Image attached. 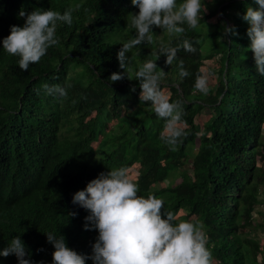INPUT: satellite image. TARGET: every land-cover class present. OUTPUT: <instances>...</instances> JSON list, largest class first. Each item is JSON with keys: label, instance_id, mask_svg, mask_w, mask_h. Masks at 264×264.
Here are the masks:
<instances>
[{"label": "trees", "instance_id": "1", "mask_svg": "<svg viewBox=\"0 0 264 264\" xmlns=\"http://www.w3.org/2000/svg\"><path fill=\"white\" fill-rule=\"evenodd\" d=\"M204 2L208 11L197 29L184 25L185 33L176 37L154 27V43L127 54L131 80L125 76L113 84L111 74L125 71L117 53L135 36L130 21L139 9L131 0H0V251L19 236L31 254L26 259L52 264L55 249L45 235L52 232L91 255L98 230H84L89 213L73 204V196L100 173L124 168L139 195L162 199L165 212L184 210L177 222L203 226L214 264H264V242L241 232L264 228V212L263 222L253 223L257 205L264 204V163L258 164L259 155L264 160V76L256 71L250 25L243 20L247 8L258 5ZM76 5L72 24L57 26L59 44L27 72L19 57L3 50L11 26L25 23L21 9L63 14ZM225 24L239 35L220 39ZM185 39L194 53L181 48L173 65H166L164 55L156 61L167 73L161 87L170 102H183L186 135L171 151L160 138L165 121L150 102L140 101L135 72L156 60L152 53L161 41L177 46ZM179 59L188 77H180ZM198 74L209 75L207 96L194 89ZM45 84L66 87L67 98L47 95ZM205 112L209 117L200 124ZM0 264L18 259L0 256Z\"/></svg>", "mask_w": 264, "mask_h": 264}, {"label": "clouds", "instance_id": "2", "mask_svg": "<svg viewBox=\"0 0 264 264\" xmlns=\"http://www.w3.org/2000/svg\"><path fill=\"white\" fill-rule=\"evenodd\" d=\"M254 2L258 7H248L243 20L250 25L247 35L251 40L249 49L254 54L256 71L264 76V0ZM131 3L139 9L130 21L135 36L124 42L117 53L119 67L125 71L111 74L109 80L113 84L127 76L126 69L131 59L127 54L136 46L154 43V27L169 36L179 37L186 31L184 25L191 30L197 29L208 11L204 0H131ZM79 7L68 8L63 14L51 9L38 8L30 13L21 9L18 17L23 18L25 23L23 27L11 26L10 34L2 41L3 50L19 57L20 69L27 72L31 64L41 61L50 47L59 44L56 36L58 24L70 26L72 12ZM229 35L238 36L239 33L235 26L225 24L220 39ZM181 48L190 53L196 51L187 39L177 46L161 41L158 52L152 53L156 60L144 62L135 72V80L139 81L141 89L140 101L150 102L155 114L165 121L166 134L162 133L160 138L171 151L177 150L181 138L186 135L182 127L185 123L182 119L183 102H170V95L161 87L167 73L158 68L156 61L164 55L166 65H173ZM178 67L181 78L190 75L182 59H179ZM127 78L131 80L129 76ZM43 88L47 95L60 98L61 102L67 98L66 87L45 84ZM194 89L209 95V75L198 74ZM132 91L136 89L132 88ZM139 192L138 183L129 177L124 168L100 173L84 190L76 192L73 204H78L89 213L84 218V230H98V237L92 246V254L87 255L68 247L63 235L57 237L52 232L45 233L48 243L55 249L52 264H86L88 260H92L93 264H214L202 225L188 220L177 222L174 213L165 212L162 199L154 195L144 197ZM70 215L75 217L77 213ZM10 255L17 257L18 264H34L30 258H25L31 254L19 236L0 251V256L6 258Z\"/></svg>", "mask_w": 264, "mask_h": 264}, {"label": "rangeland", "instance_id": "3", "mask_svg": "<svg viewBox=\"0 0 264 264\" xmlns=\"http://www.w3.org/2000/svg\"><path fill=\"white\" fill-rule=\"evenodd\" d=\"M207 1H211V0H207ZM213 81H215V78H213ZM212 81V82H213ZM209 115L207 112H205L202 117L199 119V123L203 124L205 121H207ZM264 136V135H263ZM262 136V139H264V137ZM264 163V160L261 158V156H258V164L262 165ZM192 163H190L188 161V163L186 164V166L188 167V169H190ZM188 175H190V173H188ZM181 181V176H177L175 182H180ZM261 212H264V204H260L257 205L256 211L253 212V217H254V224H260L263 222V217L261 215ZM185 213L184 210H180L177 214L176 217H179V215ZM252 232H249L248 229H243L241 232L242 234L246 235L247 233H250L251 235L254 234H258V236L261 238V242H264V228L262 226H258L257 230H251Z\"/></svg>", "mask_w": 264, "mask_h": 264}, {"label": "bare ground", "instance_id": "4", "mask_svg": "<svg viewBox=\"0 0 264 264\" xmlns=\"http://www.w3.org/2000/svg\"><path fill=\"white\" fill-rule=\"evenodd\" d=\"M16 150V149H15Z\"/></svg>", "mask_w": 264, "mask_h": 264}]
</instances>
